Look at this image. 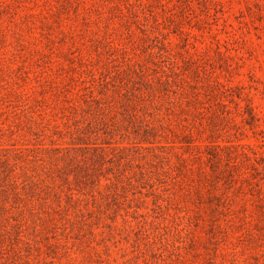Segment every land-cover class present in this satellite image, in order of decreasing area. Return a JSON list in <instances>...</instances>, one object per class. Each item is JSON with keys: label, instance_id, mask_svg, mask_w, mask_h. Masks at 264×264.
<instances>
[{"label": "rangeland", "instance_id": "374dc122", "mask_svg": "<svg viewBox=\"0 0 264 264\" xmlns=\"http://www.w3.org/2000/svg\"><path fill=\"white\" fill-rule=\"evenodd\" d=\"M0 264H264V0H0Z\"/></svg>", "mask_w": 264, "mask_h": 264}]
</instances>
